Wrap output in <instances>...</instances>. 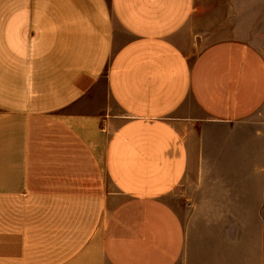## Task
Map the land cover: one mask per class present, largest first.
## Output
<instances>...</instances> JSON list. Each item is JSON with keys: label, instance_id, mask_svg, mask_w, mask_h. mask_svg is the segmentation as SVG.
<instances>
[{"label": "crops", "instance_id": "0c3cea01", "mask_svg": "<svg viewBox=\"0 0 264 264\" xmlns=\"http://www.w3.org/2000/svg\"><path fill=\"white\" fill-rule=\"evenodd\" d=\"M205 2L0 0V264H190L189 188L249 262L264 43L209 40Z\"/></svg>", "mask_w": 264, "mask_h": 264}, {"label": "rangeland", "instance_id": "374dc122", "mask_svg": "<svg viewBox=\"0 0 264 264\" xmlns=\"http://www.w3.org/2000/svg\"><path fill=\"white\" fill-rule=\"evenodd\" d=\"M201 16V30L211 36L209 40L213 41L212 37L216 40L238 38L255 44L264 43V0H206L205 6L201 7ZM212 188H216L215 185ZM208 196L209 190L200 195L189 188L185 189V195L181 190L174 199L182 207V219L188 230L186 258L190 264H242V259L246 264L242 254L246 248L243 225L241 234V217L244 222V215L221 213L215 208L210 210L212 206L222 204L224 199H209ZM193 205L197 211L200 205V212L194 213ZM263 224L264 214L256 211L248 214L250 258L247 264H258Z\"/></svg>", "mask_w": 264, "mask_h": 264}]
</instances>
